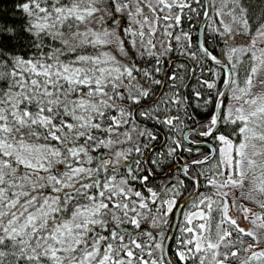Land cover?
Returning <instances> with one entry per match:
<instances>
[{"label": "snow or ice", "instance_id": "obj_1", "mask_svg": "<svg viewBox=\"0 0 264 264\" xmlns=\"http://www.w3.org/2000/svg\"><path fill=\"white\" fill-rule=\"evenodd\" d=\"M0 0V264H264V0Z\"/></svg>", "mask_w": 264, "mask_h": 264}, {"label": "trees", "instance_id": "obj_2", "mask_svg": "<svg viewBox=\"0 0 264 264\" xmlns=\"http://www.w3.org/2000/svg\"><path fill=\"white\" fill-rule=\"evenodd\" d=\"M5 7H10V0H8V3L5 4Z\"/></svg>", "mask_w": 264, "mask_h": 264}]
</instances>
